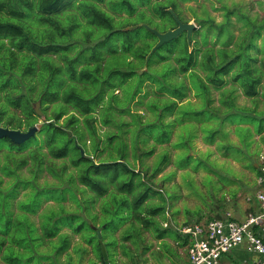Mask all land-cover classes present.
<instances>
[{
    "label": "trees",
    "instance_id": "trees-1",
    "mask_svg": "<svg viewBox=\"0 0 264 264\" xmlns=\"http://www.w3.org/2000/svg\"><path fill=\"white\" fill-rule=\"evenodd\" d=\"M189 1L0 0V126H36L21 143L0 139L3 264H105L101 246L108 264L119 254L137 264L152 251L149 236L188 246L160 223L166 202L155 178L171 151L178 169L207 171L196 141L229 156L239 151L228 126H264V112L236 102L238 92L264 98V17L221 3L209 7L222 11L216 23ZM169 9L183 23L187 9L196 28L146 61L157 39L142 25L175 29ZM214 176L212 191L228 182Z\"/></svg>",
    "mask_w": 264,
    "mask_h": 264
},
{
    "label": "rangeland",
    "instance_id": "rangeland-1",
    "mask_svg": "<svg viewBox=\"0 0 264 264\" xmlns=\"http://www.w3.org/2000/svg\"><path fill=\"white\" fill-rule=\"evenodd\" d=\"M138 2L139 0H136V3ZM234 2L238 6L246 8L245 10L249 15L264 17V0H196L186 2L184 6L197 7L198 4H204L215 18L216 23H219L223 20L222 11L210 9V5L217 8L220 7L221 3L232 5ZM114 5L119 6V0H116ZM103 7L105 10L111 11L106 5ZM147 7L144 5L137 9L147 10ZM121 15L124 16V13ZM185 17L189 20L188 23L196 26L192 14L187 9ZM129 22L134 26L136 23L141 24L142 21L135 14L130 17ZM151 26L160 33L166 30L154 22L151 23ZM238 26L236 25V27ZM235 34H237L236 29ZM236 102L240 106L255 109L257 112H264V98L260 96L252 101L238 92ZM256 126L257 123H255ZM246 127L250 129L251 135L246 142H243L242 138L247 137ZM227 128L229 140L239 152L231 150L228 152L229 156H224L214 146H206L199 141L195 143L193 153L202 158L206 157L210 170L199 169L197 172H193L190 168L178 169L174 164L173 156L178 150L171 151V164L165 167L155 178L156 189H160L166 202L165 219L160 222L163 229L174 231L179 234V237L184 238L182 229L192 223H205L209 218H223L225 215L232 221L245 220V215L252 210L254 203H257L255 197L259 186L256 178L257 168L264 157V126L259 133L255 132L253 126L247 124H241L237 130L235 125H230ZM153 161L154 158H149L145 163L151 165ZM252 165L256 171L251 169ZM215 173L217 176L226 177L228 182L225 179L224 185L218 186L212 191L210 182L216 179ZM165 176L168 178L162 181L161 178ZM158 200L155 197L154 202ZM260 234L264 236V233ZM149 238L152 239V251L145 257L139 258L137 264H185L187 247L180 248L178 246L179 241H176L175 238L165 236L162 239L167 245V249H164L160 244L161 240L160 242L154 240L153 237L149 236ZM91 257L93 254H88L86 260ZM116 259L117 264H123L127 261V258L121 254L117 255ZM0 264L3 263L0 261Z\"/></svg>",
    "mask_w": 264,
    "mask_h": 264
},
{
    "label": "built area",
    "instance_id": "built-area-1",
    "mask_svg": "<svg viewBox=\"0 0 264 264\" xmlns=\"http://www.w3.org/2000/svg\"><path fill=\"white\" fill-rule=\"evenodd\" d=\"M259 189L256 201L259 213L248 216L244 221H232L226 215L205 223H194L182 229L188 236L185 264H223L221 257L244 244L247 252L258 260L251 264H264V242L255 228L264 226V157L257 168Z\"/></svg>",
    "mask_w": 264,
    "mask_h": 264
},
{
    "label": "water",
    "instance_id": "water-1",
    "mask_svg": "<svg viewBox=\"0 0 264 264\" xmlns=\"http://www.w3.org/2000/svg\"><path fill=\"white\" fill-rule=\"evenodd\" d=\"M169 12L171 13L173 19L175 20V22L177 24L175 29L160 33L157 30L148 27L147 25H142L148 31H150L153 35H155V37L157 39L156 44L152 47L151 51L146 56V61L149 59V57L152 55V53L155 52L161 45L168 43L169 41L175 39L177 36H179L183 32L186 33V38L189 41L192 31L196 28V26L192 23L181 22L177 18V16L172 12L171 9H169ZM133 28H135V27H129L128 29H133ZM32 108H33V111L36 113L37 116H39V117L42 116L39 101L34 103ZM35 130H36V126L28 129L26 132L19 131V130H11V129L3 128L0 126V139L1 138H8L10 141H12L14 143H21V142L25 141L26 139L30 138L34 134ZM101 250H102V254H103L104 263L108 264L107 254H106L103 246H101Z\"/></svg>",
    "mask_w": 264,
    "mask_h": 264
},
{
    "label": "crops",
    "instance_id": "crops-1",
    "mask_svg": "<svg viewBox=\"0 0 264 264\" xmlns=\"http://www.w3.org/2000/svg\"><path fill=\"white\" fill-rule=\"evenodd\" d=\"M258 212H259L258 204L254 203L252 210H250V212H248V214L245 215V219L250 215L257 214ZM236 221L242 222L244 220H236ZM255 232L256 233L264 232V226L255 228ZM221 260L223 264H251L257 261L258 257L254 254L247 252L245 249V245L242 244L233 251L223 254Z\"/></svg>",
    "mask_w": 264,
    "mask_h": 264
}]
</instances>
